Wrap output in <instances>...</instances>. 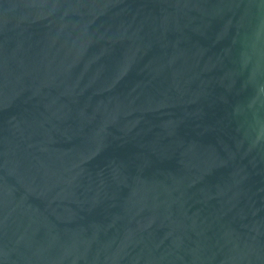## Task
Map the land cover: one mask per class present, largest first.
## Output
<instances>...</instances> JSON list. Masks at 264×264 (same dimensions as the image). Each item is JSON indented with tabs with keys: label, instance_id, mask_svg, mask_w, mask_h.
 <instances>
[{
	"label": "water",
	"instance_id": "1",
	"mask_svg": "<svg viewBox=\"0 0 264 264\" xmlns=\"http://www.w3.org/2000/svg\"><path fill=\"white\" fill-rule=\"evenodd\" d=\"M0 264H264V0H0Z\"/></svg>",
	"mask_w": 264,
	"mask_h": 264
}]
</instances>
